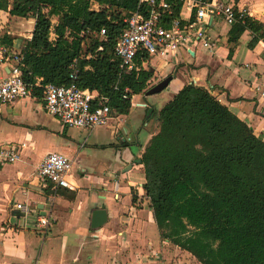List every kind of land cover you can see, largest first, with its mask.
I'll list each match as a JSON object with an SVG mask.
<instances>
[{"label": "crops", "instance_id": "obj_1", "mask_svg": "<svg viewBox=\"0 0 264 264\" xmlns=\"http://www.w3.org/2000/svg\"><path fill=\"white\" fill-rule=\"evenodd\" d=\"M221 1H232L237 13L264 23V0ZM231 25L217 15L208 21L216 44L211 50L196 43L174 58L139 61L135 72L151 73L145 88L131 96L127 113L113 110L95 129L62 125L40 98L0 104V148L12 146L18 155L0 163V264H202L161 237L138 160L158 131V111L191 83L208 89L264 140V41L249 47V30L229 38ZM33 27L34 18L0 9V34L13 38L6 49H20ZM1 56L0 51V76H5L8 63ZM167 76L172 78L163 90L146 94ZM49 152L70 158L72 189L38 179L36 169ZM16 203L29 205L30 212L16 209ZM96 209H104L106 219L93 227Z\"/></svg>", "mask_w": 264, "mask_h": 264}, {"label": "trees", "instance_id": "obj_2", "mask_svg": "<svg viewBox=\"0 0 264 264\" xmlns=\"http://www.w3.org/2000/svg\"><path fill=\"white\" fill-rule=\"evenodd\" d=\"M137 2L0 0V9L34 18L31 37L16 50L27 82L40 77L67 84L74 63L80 87L127 113L131 96L142 92L151 74L122 73L113 52L123 17ZM245 30L252 33L249 47L264 41V23L247 15L231 25L229 38ZM12 43L9 34H0V46ZM158 120L138 161L161 237L202 264H264V140L208 89L192 83L161 107Z\"/></svg>", "mask_w": 264, "mask_h": 264}, {"label": "built area", "instance_id": "obj_3", "mask_svg": "<svg viewBox=\"0 0 264 264\" xmlns=\"http://www.w3.org/2000/svg\"><path fill=\"white\" fill-rule=\"evenodd\" d=\"M179 13L174 15V7ZM232 1L221 0H138L134 10L124 18L125 26L117 37L114 55L122 73L138 69V62L153 56L174 58L180 51H190L192 45L211 50L216 45L209 34L208 21L213 16H222L229 24L235 23L239 14ZM105 29L99 30L103 37ZM9 50V51H8ZM8 73L0 76V104L12 103L22 98H40L45 111L59 119L66 127L92 129L104 125L113 110L107 97L94 89L80 87L77 83V68L72 63L67 84L43 82L37 77L27 82L21 70L22 56L0 46ZM38 89L39 94H35ZM264 95V92H263ZM18 157L12 146L0 148V163H11ZM71 160L58 152L47 153L36 169L38 179L54 188L72 189L69 179ZM14 207L24 214L30 212L29 205L16 203ZM40 228L45 220L39 219Z\"/></svg>", "mask_w": 264, "mask_h": 264}, {"label": "water", "instance_id": "obj_4", "mask_svg": "<svg viewBox=\"0 0 264 264\" xmlns=\"http://www.w3.org/2000/svg\"><path fill=\"white\" fill-rule=\"evenodd\" d=\"M171 76H167L152 87H150L147 91L146 94H153L157 93L161 90H163L171 80ZM106 219V212L104 209H96L92 213V226L96 227L101 225Z\"/></svg>", "mask_w": 264, "mask_h": 264}, {"label": "rangeland", "instance_id": "obj_5", "mask_svg": "<svg viewBox=\"0 0 264 264\" xmlns=\"http://www.w3.org/2000/svg\"><path fill=\"white\" fill-rule=\"evenodd\" d=\"M26 18H29V17H26ZM25 26H27V24H25L24 27H25ZM210 35H212V34L210 33ZM95 128H96V127L92 128V129H95ZM90 130H91V129H90ZM99 130H100V129H99ZM101 131H103V129H101Z\"/></svg>", "mask_w": 264, "mask_h": 264}]
</instances>
